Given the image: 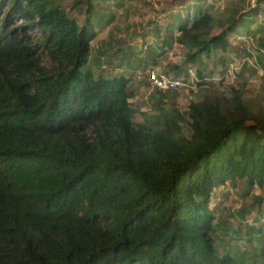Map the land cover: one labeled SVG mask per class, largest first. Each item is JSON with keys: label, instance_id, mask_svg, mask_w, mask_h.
<instances>
[{"label": "trees", "instance_id": "trees-1", "mask_svg": "<svg viewBox=\"0 0 264 264\" xmlns=\"http://www.w3.org/2000/svg\"><path fill=\"white\" fill-rule=\"evenodd\" d=\"M89 1L79 22L47 0H0V264H249L219 250L210 204L224 184L264 190V97L211 87L188 117L137 123L130 78L88 66ZM263 1L214 35L199 4L168 38L191 63L234 56L230 35Z\"/></svg>", "mask_w": 264, "mask_h": 264}, {"label": "rangeland", "instance_id": "rangeland-1", "mask_svg": "<svg viewBox=\"0 0 264 264\" xmlns=\"http://www.w3.org/2000/svg\"><path fill=\"white\" fill-rule=\"evenodd\" d=\"M47 1L50 6L60 4L79 22L85 18V10L90 4L89 0ZM91 1L98 17L94 22L98 35L92 42L88 66L96 75L102 74L106 78H130L129 89L134 94L131 102L136 110L134 120L137 123H144L147 119L160 121L165 112H172L175 108L188 117L190 102L200 99L202 90L211 87L228 92L237 86L247 97H264V53L259 50L264 48L260 46L264 31H257L258 25L264 23L262 6L258 20L238 27L239 30L230 35L229 40L235 47L231 55L234 56L213 50L210 54H203L200 62L191 63L186 61L187 49L168 38L175 34L176 27L172 30V23L177 21L178 15L189 12L193 17L197 5L209 7L216 18L211 34L214 35L239 15L251 17L250 0ZM24 22L19 21L17 25ZM29 32L36 37L41 35L37 29ZM205 37L209 38L208 35L202 36ZM244 49L255 51L259 68L249 63L239 68ZM199 68L203 71V78L198 73ZM153 71L179 76L185 85L162 92L164 90L156 88L149 79L148 73ZM216 191L219 194L213 197L210 206L216 207L215 239L219 250L232 252L239 261L263 264L264 211L258 212V209L260 198L264 203V190L256 186L251 193L245 194L242 188L224 184Z\"/></svg>", "mask_w": 264, "mask_h": 264}, {"label": "built area", "instance_id": "built-area-1", "mask_svg": "<svg viewBox=\"0 0 264 264\" xmlns=\"http://www.w3.org/2000/svg\"><path fill=\"white\" fill-rule=\"evenodd\" d=\"M252 4V8L256 7L258 5V0H250ZM262 9L264 10V2L261 4ZM250 39H252L250 37ZM248 40V39H247ZM261 53H264V48L259 49ZM246 63H249L253 65L255 68H259L260 64L256 58L255 55L253 56H246L241 59L239 68H242V66ZM238 68V67H236ZM149 74V79L152 81L154 86L160 90H170V89H176L181 86L185 85V82L183 79H181L179 76L175 77L166 73H159L158 71H153Z\"/></svg>", "mask_w": 264, "mask_h": 264}]
</instances>
